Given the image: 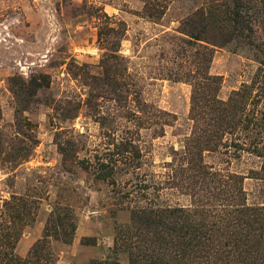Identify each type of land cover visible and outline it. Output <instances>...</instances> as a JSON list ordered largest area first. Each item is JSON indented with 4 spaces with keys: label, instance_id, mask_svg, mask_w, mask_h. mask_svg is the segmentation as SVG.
Masks as SVG:
<instances>
[{
    "label": "rangeland",
    "instance_id": "obj_1",
    "mask_svg": "<svg viewBox=\"0 0 264 264\" xmlns=\"http://www.w3.org/2000/svg\"><path fill=\"white\" fill-rule=\"evenodd\" d=\"M0 264H264V0H0Z\"/></svg>",
    "mask_w": 264,
    "mask_h": 264
}]
</instances>
